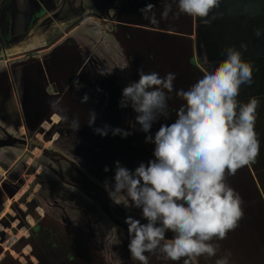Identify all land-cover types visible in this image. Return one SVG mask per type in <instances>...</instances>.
<instances>
[{
	"label": "rangeland",
	"instance_id": "374dc122",
	"mask_svg": "<svg viewBox=\"0 0 264 264\" xmlns=\"http://www.w3.org/2000/svg\"><path fill=\"white\" fill-rule=\"evenodd\" d=\"M11 1L14 20L2 42L5 63L0 59V162L8 165L0 172V264H140L127 248L124 221L129 215L141 223L146 220L139 208L116 204L103 186L106 179L114 182L115 161L134 170L153 159L154 145L145 142L146 133L135 122L137 114L131 107L118 106L121 90L138 79V68L161 76L175 73L174 88L186 90L218 66L229 46L240 50L243 60L257 63V67L251 63L252 83L241 86L238 100H259L255 131L260 152L255 163L227 177L242 197L244 216L225 240L218 241L216 257L172 261L159 252L145 255L149 264H184L186 259L189 264H215L230 252L229 264H264V61L254 57L262 52L264 59V45L256 48L246 38L257 25L249 19L242 40L240 18H222L210 11L211 23L196 21V32L189 28L194 22L190 26L189 19L181 17L177 21L181 23L173 25L184 31L177 34L189 38L166 45L169 38L162 35L166 26L149 35L116 19L131 0ZM15 6L21 11L17 13ZM147 21L140 18L139 23ZM225 22L235 30H224ZM259 28L264 37V24ZM190 33L195 38L198 33L191 45L194 51ZM136 38L149 45L135 44ZM74 80L79 81V90ZM84 93L90 97L87 103L80 102ZM57 98L65 112L51 107ZM168 103L169 117L153 123L151 134L160 124L174 122L175 109L183 101L173 93ZM89 109L97 113L92 127L86 123ZM76 117L80 128L74 132L71 121ZM104 124L131 134L101 136L93 131ZM10 147L21 151L12 163ZM172 235L166 233L169 239ZM248 250L251 257L246 256Z\"/></svg>",
	"mask_w": 264,
	"mask_h": 264
},
{
	"label": "clouds",
	"instance_id": "9594fccd",
	"mask_svg": "<svg viewBox=\"0 0 264 264\" xmlns=\"http://www.w3.org/2000/svg\"><path fill=\"white\" fill-rule=\"evenodd\" d=\"M176 12L199 17L205 25L211 23L209 12L218 7L219 0H174ZM154 7L146 4L142 16L158 23ZM172 3H166L160 18L168 19ZM255 35L260 37L261 28ZM242 49L248 45L241 42ZM128 67V65H125ZM251 62L242 59L235 47L225 49V58L211 72H206L188 89H175L176 74L167 72L145 73L137 69L138 79L121 90L120 108L131 107L137 114L135 122L139 131L146 133L145 142L152 143L153 159L140 162L134 170L115 161L113 183L104 181L109 197L125 208L141 210L146 223L133 216L125 218L127 248L131 258L140 264H149L145 253H162L166 259L178 261L183 257H216L220 249L218 241L225 240L230 231L239 226L243 218V200L227 183L228 176L251 163L260 152V140L255 131L259 100L249 98L246 103L238 100L241 86L252 83ZM73 85L79 90V81ZM69 86L65 85V90ZM175 94L183 103L175 109L176 119L170 124H160L151 134L153 123L170 114L168 101ZM90 97L84 93L81 103ZM61 112V99L50 102ZM62 119L67 120L64 115ZM97 119L94 109H89L86 123L92 127ZM74 132L80 128L79 118L71 121ZM101 136L131 134L119 127L104 124L94 127ZM109 169L105 166L104 171ZM173 235L169 239L166 233ZM230 252L215 260V264H229ZM184 264H189L186 259Z\"/></svg>",
	"mask_w": 264,
	"mask_h": 264
},
{
	"label": "crops",
	"instance_id": "0c3cea01",
	"mask_svg": "<svg viewBox=\"0 0 264 264\" xmlns=\"http://www.w3.org/2000/svg\"><path fill=\"white\" fill-rule=\"evenodd\" d=\"M166 3H172V11L169 12L168 19H161L160 15H158V16L155 15V18L158 21V23H157L158 27H156V23L150 22L149 19H147L148 21L146 23H139L140 18L141 19L145 18L144 16H142V13L140 10L143 9L146 4L154 5V7L150 11V14H148V15H151V13H155L156 11H157V13L158 12L161 13ZM176 10H177V8H176V3L174 2V0H131V3L126 5V8H124V10H120V12L118 14V18L116 17V19L119 20L122 24L126 25L125 27H127V28H130V29H136L137 28L138 30L143 29L149 35H151L153 33V31H160V30L163 31L162 26H164V27L166 26L167 28H165L163 33H162L163 36H166L169 38V40H167V42H166V45L170 44V43L176 44L177 42L181 44V42H183L182 40H184V38L188 39L189 37H187L185 35L177 34V31L182 32L183 30L177 29V28H180V25L176 27L173 25V22L176 24L177 21L181 17H186L189 19V25L191 23L193 24V22H194L192 27H189V26L188 27L191 29H195L197 32V27H199V26H198V23H196V21L198 22L200 20L201 21H203V20L199 17H194V16H190L187 14H183V13L179 14L175 19H173L170 17V13L176 12ZM211 11L214 14L219 15L221 17H222V15L220 13H223V11H225V12L229 13V17L240 18L241 27L239 30L241 32L240 36L242 35V40H244V36H245L246 32L248 31V26H246V25H249V23H250L249 19L252 20V23L254 25H257L256 28H259L261 26L263 27V24H264V0H219L218 7L213 8ZM256 20H257V22L255 23ZM160 21H162V22H160ZM179 23H181V21ZM179 23H177V24H179ZM228 24H229V22H225L223 24V29L226 31L230 30V32H233L235 30V26L234 25H228ZM159 27H161V29L157 30V28H159ZM255 29H250V33L246 37L248 41H249V38H252L255 36V31H254ZM197 35H198V33H197ZM197 35L195 38V33H190V40H191L190 47L193 44V40H195V39L197 40ZM206 38H205V40H206ZM209 39L207 38L206 41L208 42ZM211 39H212V37H211ZM150 40H151V38H149V41ZM143 44H146V45H144L145 47L147 45H149L148 40H146V41L143 40ZM179 46H181V45H179ZM250 48L252 49V47H250ZM259 49H260V47H259ZM191 50L194 51V46L191 47ZM258 53H260V52L255 53L254 57L259 58L258 59L259 62L264 61L263 53L262 52H261V54H258ZM251 63L254 65V67H257V63L255 64L254 60H252ZM256 70H258V68H256ZM10 145H12V144H10ZM11 150L14 154H13V157L11 158V161L9 163L15 162V158H18V156H20V152H21V151L18 152L16 150H13L12 148H11ZM0 160H2V159H0ZM2 163L3 162H0V164H2ZM7 167H8V165L3 163L2 168L0 166V172L5 170Z\"/></svg>",
	"mask_w": 264,
	"mask_h": 264
},
{
	"label": "flooded vegetation",
	"instance_id": "af4514ba",
	"mask_svg": "<svg viewBox=\"0 0 264 264\" xmlns=\"http://www.w3.org/2000/svg\"><path fill=\"white\" fill-rule=\"evenodd\" d=\"M12 1L11 0H0V50L2 49V57L0 56V59L3 60L5 59L3 56H4V46L2 45V42H3V38H5L6 35H4V33L8 32L9 30V27L11 25V20L13 18L10 17V13H11V3ZM13 3V2H12ZM41 4V3H39ZM14 8H16V11L18 13V11H21V9H18L17 6H15ZM8 13V14H7ZM222 15V18H228L229 17V13L223 11V13H220ZM115 17V16H114ZM14 20V19H13ZM1 30L3 32H1ZM123 28H121V32L124 33L123 31ZM2 33V34H1ZM130 38V43L132 44V39H131V35L128 36ZM135 41V44L139 43V44H143V41H141L140 39L136 38V40H133ZM249 41L252 45L256 46V48L260 47L261 45L263 46L264 45V37H257L256 35L252 38H249ZM252 45H250L252 47ZM127 47V46H126ZM130 47V46H129ZM133 54V53H132ZM3 63L4 60H3ZM20 78V77H19ZM1 81H2V74H0V84H1ZM37 119H40V118H37ZM254 237H253V240L252 242H254ZM252 247V246H251ZM248 253H246V256H249L251 257V250H248L247 251Z\"/></svg>",
	"mask_w": 264,
	"mask_h": 264
},
{
	"label": "bare ground",
	"instance_id": "6f19581e",
	"mask_svg": "<svg viewBox=\"0 0 264 264\" xmlns=\"http://www.w3.org/2000/svg\"><path fill=\"white\" fill-rule=\"evenodd\" d=\"M52 118V117H51ZM49 122H46V125H48Z\"/></svg>",
	"mask_w": 264,
	"mask_h": 264
},
{
	"label": "trees",
	"instance_id": "16d2710c",
	"mask_svg": "<svg viewBox=\"0 0 264 264\" xmlns=\"http://www.w3.org/2000/svg\"><path fill=\"white\" fill-rule=\"evenodd\" d=\"M30 136H32V135H30Z\"/></svg>",
	"mask_w": 264,
	"mask_h": 264
}]
</instances>
